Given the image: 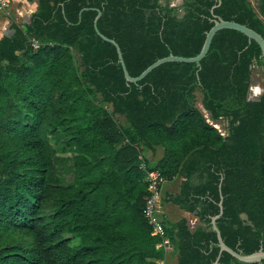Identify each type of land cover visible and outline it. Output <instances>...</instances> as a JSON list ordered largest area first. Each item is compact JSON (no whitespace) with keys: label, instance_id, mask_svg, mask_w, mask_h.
Here are the masks:
<instances>
[{"label":"trees","instance_id":"trees-1","mask_svg":"<svg viewBox=\"0 0 264 264\" xmlns=\"http://www.w3.org/2000/svg\"><path fill=\"white\" fill-rule=\"evenodd\" d=\"M36 0L25 24L0 37V264H155L162 250L141 214L144 176L182 177L163 201L203 223L162 218L174 264H212L215 235L247 254L264 251V61L241 33L221 29L193 63L212 14L264 38V0ZM81 9V11H80ZM80 14L78 15V12ZM33 39L37 46L30 45ZM252 62L262 92L246 98ZM197 70V71H196ZM212 120L225 119L220 135ZM119 116V117H118ZM52 140L53 146L49 143ZM157 148L154 161L146 156ZM70 153L72 178L56 173ZM245 218H241L240 215ZM216 264L245 263L221 252Z\"/></svg>","mask_w":264,"mask_h":264},{"label":"water","instance_id":"water-1","mask_svg":"<svg viewBox=\"0 0 264 264\" xmlns=\"http://www.w3.org/2000/svg\"><path fill=\"white\" fill-rule=\"evenodd\" d=\"M218 2H219V0L217 1V3ZM213 7H214V5L210 8V13H211L210 21L212 24L204 32V37H203L202 43L200 45L198 52L195 55L189 56V57L173 55V54H168L166 56H162L160 58L155 59L151 63H149L146 67H144L135 76H130L128 74V72L125 68L122 56H121L119 46L117 45V43L113 39L107 38L106 36L102 35L97 30L95 23H96V19L99 16V13H100L99 11H96V15H95L93 22H92V27H93V30L96 33V35L101 40L110 43L114 47L115 54H116V61L120 66L122 76H123L125 82L135 83V82L139 81L140 79H142L152 69H154L158 65L166 63V62L193 63L197 67V70H198L199 69V61L205 55V53L208 49V46L210 44L212 36L214 35V33L216 31L221 30V29H230V30L237 31V32L241 33L242 35H244L248 41L252 40L258 46L259 51H260V57L264 61V38L259 33H257L255 30H253L252 28H250L244 24L238 23V22L233 21V20H224V19H221L220 17L212 14V8ZM80 11H81V9H80ZM80 11L78 12V15L80 14ZM261 91H262V87L260 88V92ZM248 100H250V99H248ZM221 198H222V196L219 192V200L217 202L218 211L215 215H212L209 218L210 229L214 232L215 245L217 246V254H216L214 260L212 261V264L217 263L219 255L221 252H226L231 257H233L234 259H236L240 262H245V263L258 262L259 264H264V251L262 250L260 245L258 246V248L255 251L244 254V253H241L240 251H236V250L231 249L230 247H228L223 242V240L220 236L219 230L215 224L216 218L219 217L221 212H222Z\"/></svg>","mask_w":264,"mask_h":264},{"label":"rangeland","instance_id":"rangeland-1","mask_svg":"<svg viewBox=\"0 0 264 264\" xmlns=\"http://www.w3.org/2000/svg\"><path fill=\"white\" fill-rule=\"evenodd\" d=\"M250 4L252 7L255 8L256 2L254 0H249ZM9 17H7L8 19ZM14 19V16H10L8 19V23ZM1 27V25H0ZM3 28H0V37L3 34H10L11 30L9 28H6L5 30H2ZM261 72H260V67L256 63L252 62L250 65L249 69V82H248V88H247V93H246V98L250 100H255L260 93V88H261ZM199 92H196V102L195 106L200 110L202 113L203 117L208 121L209 124H212L215 126L222 135L226 131V120L225 119H219V120H212L209 118V115L207 112L202 109L199 105ZM119 117V116H118ZM49 143L53 146L52 140L49 141ZM56 157H62L64 160L57 162L54 160V163L56 165V173L58 177L61 179L63 183L68 182L72 178L71 171H69L70 166L72 164L70 160V153H59L57 152ZM146 155L150 157L151 161L156 160L160 155H161V150L157 148L153 153L146 151ZM146 177V174L144 176V179ZM182 180V177L179 175H175L172 179L170 180H164L161 183V189H160V198H159V209H160V217L163 218L164 220L167 221H173L179 217H186L187 219L191 220L192 217V212H187L184 210H181L177 205L172 204L168 201H163L162 199L166 197L168 194H175L177 193L179 189V183ZM241 218H245L244 215H240ZM172 257H168L165 260V264H172Z\"/></svg>","mask_w":264,"mask_h":264},{"label":"built area","instance_id":"built-area-1","mask_svg":"<svg viewBox=\"0 0 264 264\" xmlns=\"http://www.w3.org/2000/svg\"><path fill=\"white\" fill-rule=\"evenodd\" d=\"M11 0H0V13L5 17L9 16ZM30 45L35 48L37 46L33 39H30ZM146 191L148 193L141 214L146 224L150 228V235L157 236L158 241L155 243V248L162 250V258L155 259V264H165L167 250L170 248L169 239L165 234L160 217L159 198L161 183L165 180L157 170L146 172L145 177Z\"/></svg>","mask_w":264,"mask_h":264},{"label":"crops","instance_id":"crops-1","mask_svg":"<svg viewBox=\"0 0 264 264\" xmlns=\"http://www.w3.org/2000/svg\"><path fill=\"white\" fill-rule=\"evenodd\" d=\"M180 2H181V0H172L169 4L171 6H178L180 4ZM36 6H37L36 0H11L10 11H9V16L8 17L10 18L11 14H12V16H14V19L11 20L8 23V21H9L8 19L9 18L7 19V17H5L3 14L0 13V25H1L0 28H3L2 30H5L6 28H9L11 30V32H12V29L10 27L11 23H15V24H18V25L27 23L30 14L35 11ZM3 35H6V34H3ZM3 35H1V36H3ZM199 105H200V102H199ZM200 107H201V105H200ZM213 127L216 128L215 126H213ZM217 131H218V129H217ZM219 134L222 135V133H220V132H219ZM148 158H150V157H148ZM179 218H181V217H179ZM179 218H177V219H175L173 221H176ZM184 218L186 219V224L188 226V229H190V230L194 229L198 225H203V223H201V221L198 220L194 216V214H192L191 220L187 219L185 216H184ZM173 221H170V222H173ZM172 261H173L172 264H174V258L173 257H172Z\"/></svg>","mask_w":264,"mask_h":264},{"label":"flooded vegetation","instance_id":"flooded-vegetation-1","mask_svg":"<svg viewBox=\"0 0 264 264\" xmlns=\"http://www.w3.org/2000/svg\"><path fill=\"white\" fill-rule=\"evenodd\" d=\"M261 87H262V86H261ZM261 92H262V91H261ZM261 92H260V93H261ZM260 93H259V94H260Z\"/></svg>","mask_w":264,"mask_h":264}]
</instances>
